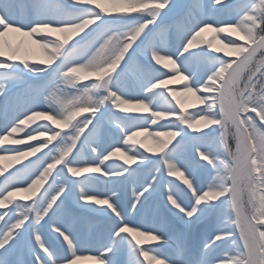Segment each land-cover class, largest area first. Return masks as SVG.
<instances>
[{
	"label": "snow or ice",
	"instance_id": "obj_1",
	"mask_svg": "<svg viewBox=\"0 0 264 264\" xmlns=\"http://www.w3.org/2000/svg\"><path fill=\"white\" fill-rule=\"evenodd\" d=\"M0 97V264H264V0H0Z\"/></svg>",
	"mask_w": 264,
	"mask_h": 264
},
{
	"label": "bare ground",
	"instance_id": "obj_2",
	"mask_svg": "<svg viewBox=\"0 0 264 264\" xmlns=\"http://www.w3.org/2000/svg\"><path fill=\"white\" fill-rule=\"evenodd\" d=\"M29 2H31V0H29ZM176 2H178V3H185L186 2V0H176ZM206 36L207 35H209V34H205ZM223 36V33L221 34V37ZM223 38V37H222ZM77 39H78V37H77ZM225 40H228V39H226V38H224ZM214 46H216V47H220V44H218V43H215L214 42ZM220 55H222V53L220 54ZM155 66V65H154ZM182 81H179V80H176V81H173L172 83H170V84H168V85H166L165 87H167V88H172V89H175V88H180V86H182ZM180 84V85H179ZM178 90V89H177ZM19 91H21V89L19 88V87H17V88H12L11 89V91H9V93H8V96L9 97H15L16 96V94L19 92ZM166 95H167V93H165ZM186 101V102H185ZM195 101V98L194 97H191L190 95H189V98H185L184 99V102H185V104L186 105H190V104H192L193 102ZM3 102H4V98L3 97H0V108H2V106H3ZM75 122V121H74ZM37 124L38 123H46V121H41V120H38L37 122H36ZM2 124H3V118H2V116H0V126H2ZM50 127H51V125H49ZM32 127H36V124H33V125H31L29 128H26L25 129V132H28V131H31V128ZM153 127V126H152ZM21 136H23L24 135V133H21L20 134ZM33 143H37V142H33ZM18 147H23V146H18ZM189 154H190V157H191V159H198V157H196L195 155H194V153L192 152V151H190L189 152ZM39 155V154H38ZM196 157V158H195ZM31 159H35V157H32ZM117 161H120V160H113V161H111L110 163H114V164H118L117 163ZM6 162H9V161H5L4 163L6 164ZM28 161H24V163H27ZM201 163H204L203 161H200ZM12 163V162H11ZM22 165H16V167H21ZM193 168H194V166H193ZM15 169L13 168V169H10L9 171H14ZM8 173L6 172L5 173V175H7ZM144 177H145V173L144 174H142V173H138V176H137V180H136V183L135 184H132V183H129L128 184V186H127V199H131L132 198V191H133V188L134 187H139V185L141 184V183H143V180H144ZM167 178V177H166ZM0 179H3V177H0ZM178 183V182H177ZM163 204H164V201H163V198L162 197H160V196H157L156 197V199H155V201H154V205H160L161 206V209L163 208ZM2 211H5L4 209H0V212H2ZM174 227H175V230H180V226L179 225H174ZM54 237H55V234H52V240L50 241V242H52V243H56V241H55V239H54ZM82 263H84V264H91V262H88V261H84V262H82Z\"/></svg>",
	"mask_w": 264,
	"mask_h": 264
},
{
	"label": "rangeland",
	"instance_id": "obj_3",
	"mask_svg": "<svg viewBox=\"0 0 264 264\" xmlns=\"http://www.w3.org/2000/svg\"><path fill=\"white\" fill-rule=\"evenodd\" d=\"M27 2V1H26ZM229 17H228V15H227V13H225L223 16H222V19H228ZM223 39L224 38H226V39H234V37L233 36H230V35H228V34H226V33H223ZM225 40V39H224ZM153 67H156V66H154L153 65ZM159 71H164L163 69H159ZM183 84V83H182ZM180 85V84H179ZM182 86H180V88H181ZM180 88H175V89H180ZM189 98V96H185V97H182V99L184 100L185 98ZM169 99H171L170 97H169ZM186 102V101H185ZM184 102V103H185ZM174 103V102H173ZM195 104V101L192 103V104H190V105H194ZM186 105V104H185ZM189 105V106H190ZM186 106H188V105H186ZM189 110L190 111H196V110H198L197 108H193V107H190L189 108ZM85 115H87V114H85ZM116 115H121L120 113H116ZM84 118V116L82 115V116H80V117H78L77 119H80V120H82ZM47 123V122H46ZM167 123H169V121H161V122H159V124H167ZM159 124L158 125H156V126H153V128H155V129H157V130H167V129H161L160 127H159ZM68 130H70V129H68ZM67 131V130H66ZM190 135H193V134H191L190 133ZM138 139H139V137H138ZM177 139H179V138H177ZM173 143H175V141H173ZM195 144H196V142L195 141H190L189 142V148H190V151H192L193 153H194V155L196 156V149H195ZM46 151V150H45ZM145 155H148L147 153H145ZM197 157V156H196ZM195 157V158H196ZM192 161H193V166H194V170H195V165L196 164H203V163H201L200 161H199V159H192ZM111 162V161H110ZM109 162V163H110ZM8 163H11V161H9V162H6V164H8ZM117 163L119 164V163H122V161H117ZM133 167H136V165H133ZM145 173V176L147 175V170H144L143 172H142V174H144ZM154 206H159L160 208H161V206L160 205H154ZM174 230H175V227H174ZM207 231H211V226L210 225H201V226H199L196 230H195V233H194V235H193V237L195 236V239L193 238V241H196V243H194V244H197V243H199V239H200V236H201V233L202 232H207ZM82 264H84V263H82Z\"/></svg>",
	"mask_w": 264,
	"mask_h": 264
}]
</instances>
